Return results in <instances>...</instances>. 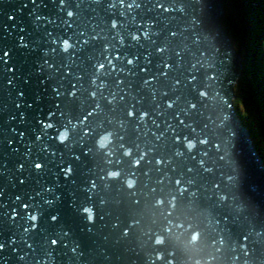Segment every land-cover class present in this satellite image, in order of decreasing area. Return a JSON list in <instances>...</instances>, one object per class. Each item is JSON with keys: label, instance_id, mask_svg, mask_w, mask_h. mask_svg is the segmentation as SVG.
Listing matches in <instances>:
<instances>
[{"label": "water", "instance_id": "95a60500", "mask_svg": "<svg viewBox=\"0 0 264 264\" xmlns=\"http://www.w3.org/2000/svg\"><path fill=\"white\" fill-rule=\"evenodd\" d=\"M220 16L0 0V264H264V166Z\"/></svg>", "mask_w": 264, "mask_h": 264}, {"label": "rangeland", "instance_id": "374dc122", "mask_svg": "<svg viewBox=\"0 0 264 264\" xmlns=\"http://www.w3.org/2000/svg\"><path fill=\"white\" fill-rule=\"evenodd\" d=\"M246 0H221L222 2V8L224 10V16L222 17V27L224 28V30L227 32L228 37L230 38V41L234 47V49L236 50V53L240 56V60H241V64L242 69H241V76L245 75L244 73V69H245V64L247 63V61H250L251 63L254 64V68L257 67L261 72H263L264 70V55L260 52V48L256 46V48L254 47V43L256 42V40L254 39V43L252 42V38L254 35H252L251 31H252V25L250 20V15L247 16L248 18H246L245 13L246 10L248 11V5L245 4ZM249 1V2H248ZM246 2L249 3V5L251 6V2L250 0H247ZM224 20V21H223ZM255 21H253L254 23ZM227 37V38H228ZM251 44L254 47V51H250V48L252 47ZM256 53L257 55H259L260 57L257 59L256 61ZM245 61V62H244ZM256 63V64H255ZM260 67V68H259ZM253 68V69H254ZM243 74V75H242ZM258 76V75H257ZM255 74H246L245 77L240 78V80H238L240 83L242 82L246 88L245 91H241V88L237 90L236 86H234L236 88L235 90V94H237V91H240L238 93H240L239 98L241 97L242 101H241V107L242 110L245 113V116H247V119L244 116V120H245V124L249 127L250 126H256V129L259 133H257V137L259 140H263L262 143H264V117L262 115V111H261V107L257 101V103L255 104L254 101L251 98V87L248 86V81L249 83L252 85V93H254L256 96L259 94V89L260 87L257 86V82L256 80H258L259 76L257 77ZM243 84H241V86H243ZM249 88H248V87ZM245 95V96H244ZM237 95L236 98L234 100V102H236L237 99ZM258 100V98H256ZM235 107H236V103H235ZM237 110V108H236ZM238 112V111H237ZM254 128V127H253ZM264 160V159H263Z\"/></svg>", "mask_w": 264, "mask_h": 264}, {"label": "trees", "instance_id": "16d2710c", "mask_svg": "<svg viewBox=\"0 0 264 264\" xmlns=\"http://www.w3.org/2000/svg\"><path fill=\"white\" fill-rule=\"evenodd\" d=\"M246 1H245L244 5L245 4L248 5V11L249 12H247V10H246L245 16H246V18H248L247 16L250 15V18H251V20H250V22H251L250 25H252L251 33H252V35H254L253 37L251 36V38L253 39L252 42L254 43V39L256 40V42L253 44L254 47L255 48H256V46L259 47L260 48V50H259L260 54L259 55H261V53L264 55V0H250L251 6L248 3L249 1L248 2H246ZM253 21H255V22L253 23ZM257 39H259V40H257ZM253 45L251 44V46H252L250 48L251 52L255 50ZM259 55H257V53H256V61L260 57ZM244 66H245V69H244L245 75L246 74H253V75L255 74L256 76L257 75L259 76L258 80H256V82L258 84L257 86L260 87L259 94L257 96L251 92L252 91V85L249 83V81L247 84L249 87H251L250 93H251L252 100L254 101L255 104L258 101V103L261 107V111H262L261 113L264 117V77H263L264 76V70H263V72H261L257 67L254 68L253 67L254 64L251 63L250 61H247V63ZM256 98H258V100ZM241 101H242L241 97L240 98L238 97V99L236 100V108H237L238 112H240L239 114L241 115L243 122H245V120L243 118L245 116V114H244V111L242 110V107H241ZM245 118L247 119V116H245ZM252 127H254L255 132L259 133L256 129V126H250L249 125L250 129H252ZM261 148L262 149L260 151H262V150L264 151V147H261Z\"/></svg>", "mask_w": 264, "mask_h": 264}, {"label": "bare ground", "instance_id": "6f19581e", "mask_svg": "<svg viewBox=\"0 0 264 264\" xmlns=\"http://www.w3.org/2000/svg\"><path fill=\"white\" fill-rule=\"evenodd\" d=\"M259 2V1H258ZM220 4L222 5V2H221V0H220ZM258 4V3H257ZM223 16H220L219 17V24H220V26H221V28L224 30V28L222 27V18ZM261 17V16H260ZM224 21V20H223ZM263 26V25H262ZM260 31V30H259ZM224 35L226 36V37H228V34H227V32L224 30ZM263 38V37H262ZM228 40H229V42L231 43V41H230V38L228 37L227 38ZM257 40H259V39H257ZM231 45H232V43H231ZM232 48H233V50H234V52H235V54L236 55H238L237 53H236V50L234 49V47H233V45H232ZM239 56V55H238ZM240 57V56H239ZM245 62V61H244ZM240 64H241V60H240ZM242 64H241V69H242ZM247 68V67H246ZM260 68V67H259ZM239 77L237 78V80H236V83L234 84V86H236V88H237V90L238 89H240L241 88V91H245L246 90V88H245V86L243 85V86H241V84L242 83H240L238 80H240V78H242V77H245V75H243L242 77H240L241 76V71L239 70ZM245 74V73H244ZM264 77V76H263ZM233 86V95L235 96L233 99H231V101H232V103H233V111H234V113H235V116L237 117V119L239 120V123H240V125L241 126H243L245 129H246V131H247V134H248V138H249V140H250V142H251V144L253 145V148H254V151H255V153L259 156V158L262 160V164H263V166H264V151L262 150V151H260L262 148L261 147H264V143H262V141L261 140H259L258 139V137H257V133L255 132V129L252 127V129H250L244 122H243V120H242V118H241V115L239 114L240 112H237L238 110H236V107H235V103L236 102H234V100H235V98H236V95H237V97H239L240 96V93H238V92H240V91H237V94H235V90H236V88ZM240 87V88H239ZM248 87V86H247ZM249 88V87H248ZM261 91V90H260ZM245 96V95H244ZM238 99V98H237ZM236 99V100H237ZM238 102V101H237ZM261 104V103H260ZM239 107V106H238ZM242 111V110H241ZM245 114V113H244ZM243 116V115H242ZM244 118V117H243Z\"/></svg>", "mask_w": 264, "mask_h": 264}, {"label": "snow or ice", "instance_id": "6c2138e0", "mask_svg": "<svg viewBox=\"0 0 264 264\" xmlns=\"http://www.w3.org/2000/svg\"><path fill=\"white\" fill-rule=\"evenodd\" d=\"M131 63H132V62H131ZM99 67H104V65H99ZM202 95H205V96H206V95H207V92L202 93ZM128 115H129V116H132V115H134V113L130 111V112L128 113ZM45 127H49V128H51V127H53V125H51V124H47V125H45ZM42 167H43V166H42L41 164H36V168H37V169H42ZM71 171H72V169L69 168V169H68V172L70 173ZM93 186H94V184H93ZM31 219H32L33 221H35V220L37 219V217H36V216H32ZM244 239L247 240L248 238L245 237ZM52 243L55 244V243H57V242H56L55 240H53ZM0 247H2V246H0Z\"/></svg>", "mask_w": 264, "mask_h": 264}, {"label": "clouds", "instance_id": "9594fccd", "mask_svg": "<svg viewBox=\"0 0 264 264\" xmlns=\"http://www.w3.org/2000/svg\"><path fill=\"white\" fill-rule=\"evenodd\" d=\"M132 61H129V63H131ZM66 139V134H62L59 136V140L60 142H63Z\"/></svg>", "mask_w": 264, "mask_h": 264}]
</instances>
